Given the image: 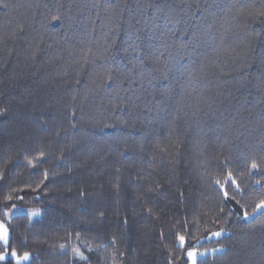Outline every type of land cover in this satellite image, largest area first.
<instances>
[{
	"label": "trees",
	"instance_id": "16d2710c",
	"mask_svg": "<svg viewBox=\"0 0 264 264\" xmlns=\"http://www.w3.org/2000/svg\"><path fill=\"white\" fill-rule=\"evenodd\" d=\"M262 200L264 0H0V251L264 264Z\"/></svg>",
	"mask_w": 264,
	"mask_h": 264
},
{
	"label": "rangeland",
	"instance_id": "374dc122",
	"mask_svg": "<svg viewBox=\"0 0 264 264\" xmlns=\"http://www.w3.org/2000/svg\"><path fill=\"white\" fill-rule=\"evenodd\" d=\"M6 213V218H10L11 216L13 215H16V214H27L30 218H34V217H37L39 216V210L37 208H33V207H26V206H20V205H15L13 206L12 208H10L8 211L5 212ZM30 213H36V215H31ZM0 223H3V225L5 226V228L7 229V240H8V235H9V232H8V228H7V225L2 221L0 220ZM216 232H220L221 235L224 233V231L222 230H218V231H214L212 233H210L208 235V239L210 238H218L220 236H215L213 235L214 233ZM181 237V236H180ZM7 241L5 242V240H0V245H6ZM178 243L180 245H183L180 241V239L178 238ZM213 249H219L221 250V248L219 247H214V248H206V249H197V248H193V249H187L186 250V258H187V264H191V261L189 260L188 256H187V252L188 251H196L197 253H205V255L207 254H210V253H214V252H217V251H212ZM24 254L22 255H18L17 256H13L12 255V252H8L6 249H3L0 251V256H3V259L1 260H4L6 259L7 257H10L13 259L14 263L15 264H23L25 263L27 260H23V259H18L19 257H22ZM29 255V254H28ZM205 255H197V258H200V257H204ZM30 256V255H29Z\"/></svg>",
	"mask_w": 264,
	"mask_h": 264
},
{
	"label": "snow or ice",
	"instance_id": "6c2138e0",
	"mask_svg": "<svg viewBox=\"0 0 264 264\" xmlns=\"http://www.w3.org/2000/svg\"><path fill=\"white\" fill-rule=\"evenodd\" d=\"M5 7H7V5H4ZM252 168H257L258 164L256 162H252L251 164ZM230 175V174H229ZM47 176V173L45 172V177ZM264 209V200L260 201L259 204L256 205V209L255 210H261ZM149 211H151L149 209ZM31 215H36V213H30ZM101 215H103V213H101ZM248 214L245 213V216H247ZM126 223V221H125ZM213 235L215 236H220L221 233L220 232H216ZM181 243H184V237L181 236L179 237ZM0 240H5V242L7 241V229L5 228V226L3 225V223H0ZM113 242H115V238H113ZM212 251H219V249H213ZM13 256H17V253L15 251L12 252ZM197 255H205V253H197L196 251L192 250V251H188L187 252V256L189 258V260L191 261V264H197ZM29 258L28 253H24V255L22 257H19L18 259H23V260H27ZM0 259H3V256H0Z\"/></svg>",
	"mask_w": 264,
	"mask_h": 264
}]
</instances>
